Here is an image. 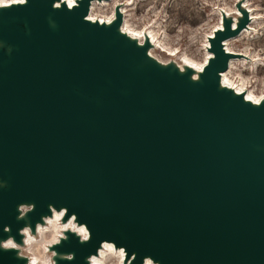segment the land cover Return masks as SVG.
<instances>
[{
    "label": "water",
    "instance_id": "water-1",
    "mask_svg": "<svg viewBox=\"0 0 264 264\" xmlns=\"http://www.w3.org/2000/svg\"><path fill=\"white\" fill-rule=\"evenodd\" d=\"M91 0L4 8L0 37V236L20 239L17 205L67 208L89 231L55 246L60 264H87L103 240L130 264H264V101L219 89L230 57L223 40L245 27L222 16L201 82L157 65L135 68L148 43L85 19ZM49 18L55 22L53 28ZM171 63V62H170ZM170 63H167L168 65ZM8 226L9 230H6ZM0 248V264H23ZM152 264V263H151Z\"/></svg>",
    "mask_w": 264,
    "mask_h": 264
},
{
    "label": "rangeland",
    "instance_id": "rangeland-1",
    "mask_svg": "<svg viewBox=\"0 0 264 264\" xmlns=\"http://www.w3.org/2000/svg\"><path fill=\"white\" fill-rule=\"evenodd\" d=\"M99 2L101 4H97L93 11L94 17L111 19L118 6L121 9L124 28L142 32L152 30L158 35L156 38L164 45L165 50L153 48L152 54L156 59L164 63L174 61L179 64L184 62V57L203 63L208 56L205 49L207 38L221 22L223 14L238 22V18L242 16L241 10L245 11L249 21L243 29L249 27L244 32L243 29L240 30L229 41L235 49L236 56L233 57L235 64L233 70L228 72V78L235 82H233L234 86L243 84V91H250L253 95L264 99V0H102ZM250 13L253 17L252 21ZM170 50L175 52V55H169ZM243 63L246 66H243ZM45 236L46 240L52 238V234L48 232ZM35 238L38 241L40 236L37 234ZM48 242L45 241L44 245ZM24 248L25 246L22 250L24 254L30 256L34 253L33 250ZM47 255L50 261L48 250ZM106 257V264H121L118 251H108Z\"/></svg>",
    "mask_w": 264,
    "mask_h": 264
},
{
    "label": "bare ground",
    "instance_id": "bare-ground-1",
    "mask_svg": "<svg viewBox=\"0 0 264 264\" xmlns=\"http://www.w3.org/2000/svg\"><path fill=\"white\" fill-rule=\"evenodd\" d=\"M78 1L79 0H54L53 8L55 9L60 8L63 4H66L68 8H71L72 6L78 5ZM99 1H102V0H91L90 1L88 14L86 15L85 19L89 20L92 23L96 21L100 24H105L106 26H108L111 22H113V20H115V15L111 19H107V20L97 19L96 17L93 16L94 9L99 4H101V2ZM25 3H27V0H0V22H3L5 24L8 22H12V21L16 22L17 24L21 22L24 23L25 19L20 20L19 18H15V17L4 18L1 16V13L4 10V8H9L10 6H15L18 4H25ZM119 10L121 12L120 8ZM250 17L252 21L253 17L251 13H250ZM49 22L51 26L55 28V22L52 21L51 18H49ZM236 23L237 21L235 19H232L233 28L235 27ZM248 27L249 26H247L246 29ZM223 28H224V22L223 20H221V22H219L216 28L210 32L207 38L206 45H205L206 46L205 49L207 50L208 56L206 57L203 63L196 62L192 59L184 57L183 63L179 64L177 62L172 61L169 65L167 63H164L163 61H160L159 59H156L152 54L153 48L154 49L159 48L160 50H165L164 45H162L159 42L160 40L156 38L158 35L153 33L152 30L146 31V32L136 31L128 27L124 28V23H121V25L118 27V32L119 34H123L126 36L127 42H135L138 46H142L145 43H148L149 45L146 51V54L140 59V61L134 64L135 68L142 69L148 65L154 64L160 68H166L170 72L177 71L179 74L186 73L188 75V80L194 83V82H201V72L203 70L204 65L208 62L210 58L214 57V54L209 50L210 38L214 36L215 31L221 30ZM246 29H243V32L246 31ZM242 33H239V34H242ZM231 39H233L232 36L223 40L222 44L226 52H229L231 54H236V52L234 51L235 49L229 43ZM10 46L17 48L15 44L9 43L5 39L0 37V49H5V52L8 54V58L10 56L9 53L11 51ZM168 54L175 55V52H172L170 50ZM234 60L235 59H233V57H230L228 60L227 69L219 73V76H220L219 84H218L219 89L229 90L231 91L233 96L241 94V96H243L244 102L250 103L254 107L259 106V104L262 101H264V99H261L253 95L252 92L250 91L248 92L243 91L242 90L243 84L237 85L238 87L234 86L233 84L235 82L233 81L234 82L233 83L228 78V72L231 71L232 67L235 64ZM243 66H246V64L243 63ZM8 184H9L8 181L3 180V178L0 177V187L1 188L7 187ZM33 206H34V202L32 200L23 201L17 205L16 207L17 208V213H16L17 219L25 220L24 225L19 229L20 239L15 238L12 234H10V232L6 237L0 236V248L14 249V254L18 259L24 258L23 264H49V263L50 264H60L59 259L71 260L72 259L71 253L57 250L55 246L57 245V243L61 244L62 239L67 240L69 232L75 233L81 242L88 240L90 234L85 224L80 223L77 220L76 215L74 213H72L68 217V214H66L67 208L65 206H62V205L57 206V205L52 204L51 202H48L47 204L48 209L42 213L41 219H37L35 224L33 225L32 223L29 222L28 214H27L28 211L31 210ZM6 230H9L8 226H6ZM47 232L52 234V238L50 236L51 240L49 238H48L49 240H46L45 235ZM37 234L40 236V239L38 241L35 238V235ZM45 241H49V242L44 245ZM24 246H25L24 249L33 250L34 253L30 256L24 254L22 252ZM47 250L50 253V261H49V256L47 255ZM108 251H113V252L118 251L119 260L121 264H130L133 258V255L130 258H125L126 250L122 246L115 245L112 240L106 239L100 243L97 249V252L91 253L86 256L87 264H106V258H107L106 253ZM151 263L157 264L158 261H155L150 256L145 255L143 258L142 264H151Z\"/></svg>",
    "mask_w": 264,
    "mask_h": 264
}]
</instances>
